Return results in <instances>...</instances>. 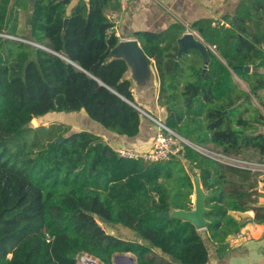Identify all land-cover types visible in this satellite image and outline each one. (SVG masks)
Instances as JSON below:
<instances>
[{"label":"trees","instance_id":"obj_1","mask_svg":"<svg viewBox=\"0 0 264 264\" xmlns=\"http://www.w3.org/2000/svg\"><path fill=\"white\" fill-rule=\"evenodd\" d=\"M119 3L34 0L28 28L20 32L18 12H27L26 0H0V35L29 42L0 36V264H77L84 256L113 264L115 255L125 253L135 264H205L208 250L195 227L157 216L192 210L185 163L199 172L206 234L217 256L242 227L229 212L252 210L264 224V208L255 206L258 173L187 145L169 161L150 163L119 157L88 131L60 124L30 127L49 113L83 111L118 136L141 133L147 118L134 107L124 78L127 64L110 57L119 40L108 12ZM234 15V22L227 17L223 24H191L213 48H207L206 63L198 50L178 55L184 28L177 24L134 36L153 62L157 103L165 108L169 130L196 147L211 145L264 164V3L253 0L247 7L243 1ZM189 51L194 55L179 62ZM99 222L128 229L140 242L108 234Z\"/></svg>","mask_w":264,"mask_h":264},{"label":"crops","instance_id":"obj_2","mask_svg":"<svg viewBox=\"0 0 264 264\" xmlns=\"http://www.w3.org/2000/svg\"><path fill=\"white\" fill-rule=\"evenodd\" d=\"M76 1L73 0V2ZM243 1L248 7L253 0H120L119 8L109 11L108 17L114 22L115 35L119 42L134 40L140 46L134 36L137 32H161L175 24V22H180L187 29H184L182 36L188 32H195L189 26L194 21L208 20L223 23L227 17L235 21L234 13ZM26 2L27 12L23 10L18 12V28L21 32H25L28 28V14L31 13L33 6L32 0H26ZM249 68L250 72L251 67L249 66ZM124 78L131 83V91L137 108L146 111L141 110L145 113L144 116L154 124L147 119L143 120L141 133L134 138H127L107 131L92 120L90 122L86 114L80 111L67 115L70 116L69 123H71H68L67 126L72 131L84 130L99 136L105 144L115 151L121 148L137 152L148 151L157 133V126L151 118L160 122H164L166 118L165 108L160 107L157 103L159 80L153 62H148L147 71L144 74L136 73L135 66L128 64ZM255 105H257V102H255ZM85 117L89 120L87 121ZM211 147L216 151H221L218 148ZM260 166L255 167L256 171L259 172L256 178L257 185L255 186V206L264 208V190H262L264 171ZM185 169L193 184L191 203L192 209H194L196 203L194 176L199 180L201 191L203 193L204 191L198 170L187 163H185ZM229 215L236 222L242 224V227L237 235L229 236L226 239V252L220 257L217 256L214 246L210 243L206 229L196 230L203 238L208 250V261L205 264H264V224L257 223L254 220L252 210L229 212Z\"/></svg>","mask_w":264,"mask_h":264},{"label":"water","instance_id":"obj_3","mask_svg":"<svg viewBox=\"0 0 264 264\" xmlns=\"http://www.w3.org/2000/svg\"><path fill=\"white\" fill-rule=\"evenodd\" d=\"M15 0H11V3H13ZM32 5L34 6V0H32ZM32 6V8H33ZM234 22V19H232ZM68 21L65 20L63 24V32H65L67 28ZM178 55L181 54V52L186 50H198L206 63L208 61V53L207 48H209L207 45H205L204 42L200 41L193 33H185L183 34L178 40ZM33 45V44H32ZM34 46L41 48L49 53L53 52L45 47L35 45ZM111 58H121L123 59L126 64L128 65H134L136 73L138 74H144L147 71V65H148V59L143 53L141 47L138 45V43L134 40L132 41H126V42H119L117 46L111 51L110 53ZM249 66L244 67V71L249 72ZM134 106V105H133ZM141 113H143L139 108H137ZM194 188H195V194H196V203L194 209L191 211H182V210H175L171 213H164V214H158V217L161 218H169V217H175L179 218L181 220L187 221L191 223L196 230L206 229L207 221L204 218V215L206 213V208L204 207V199L206 195L201 191L199 186V180L196 176H194ZM113 264H135L134 257L129 254H117L113 258ZM89 264H99L98 260H91L89 261Z\"/></svg>","mask_w":264,"mask_h":264},{"label":"built area","instance_id":"obj_4","mask_svg":"<svg viewBox=\"0 0 264 264\" xmlns=\"http://www.w3.org/2000/svg\"><path fill=\"white\" fill-rule=\"evenodd\" d=\"M262 1L264 3V0ZM220 24H223V23H220ZM224 25L226 27L228 26L227 24H224ZM191 33H193L200 41H202V39L195 32H191ZM0 36H2L3 38L11 39V40L29 43L26 40H23V39L14 37V36H8V35H0ZM209 48L213 50L212 47H209ZM142 114L145 115V113H142ZM151 119L155 122L157 126V133L151 144L150 149L144 152H137L134 150H127L123 148L117 149L116 152L119 157L125 158V159H133V160L140 159V160L150 162V163L161 162V161L166 162V161H169L172 157L178 155L182 151L183 145H187L193 148L195 151H197L201 155L210 157L219 163L226 164L232 167L241 168V169H247L253 173H259L258 171H256L255 167L257 165H261L260 167L264 171V164H257L254 162L241 160L239 158L226 155L222 153L221 151H216V150L209 151V150L202 149L203 147H196L192 145L191 143H189L188 141L181 138L179 135H177L173 131L169 130L164 125L163 122H160L153 118ZM202 150L207 154L203 153ZM262 190H264V185L262 187ZM45 240L47 243L51 241V237L46 233H45ZM77 259H78L77 264H79V257Z\"/></svg>","mask_w":264,"mask_h":264},{"label":"rangeland","instance_id":"obj_5","mask_svg":"<svg viewBox=\"0 0 264 264\" xmlns=\"http://www.w3.org/2000/svg\"><path fill=\"white\" fill-rule=\"evenodd\" d=\"M175 24L181 26V29L184 28L185 30H187L186 27L183 24H181L180 22H175ZM189 26H191V25H189ZM193 55L194 54L191 51H189L188 54H186L182 59H179L178 61L180 62L186 56L187 57H190V56L192 57ZM197 59L199 61V58H197ZM234 80L238 83V87L241 90L247 92V86H246V84L244 82H242L239 79H236L235 77H234ZM252 102H253V104H255L256 101L253 100ZM67 115L68 114H66V113H49V114H47L44 117H41V118H37V119L32 120L30 122V127L31 128H37V127L43 126V127L47 128V127H49L50 125H53V124L54 125L55 124H60V125L66 126L70 122V119H69L70 116H67ZM85 119L87 121L89 120L87 117H85ZM89 121L91 122V120H89ZM69 124H71V123H69ZM202 149L209 150V151H214V149L211 147V145H208L206 147H203ZM203 153H205V152L203 151ZM205 154H207V153H205ZM99 225L101 226V228L105 232H107L108 234H111L113 236H116V237H118L120 239H123V240H129L130 239L129 241H134V242L137 241V242H140V239L136 236V234H134L133 232L129 231L128 229H125V228L120 227V226H115V225H110V224H104L102 222H99Z\"/></svg>","mask_w":264,"mask_h":264},{"label":"bare ground","instance_id":"obj_6","mask_svg":"<svg viewBox=\"0 0 264 264\" xmlns=\"http://www.w3.org/2000/svg\"><path fill=\"white\" fill-rule=\"evenodd\" d=\"M91 260H93V259L84 256V257H82V258L79 260V264H89V261H91ZM98 263H99V262H98ZM99 264H101V263H99Z\"/></svg>","mask_w":264,"mask_h":264}]
</instances>
